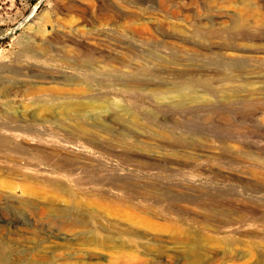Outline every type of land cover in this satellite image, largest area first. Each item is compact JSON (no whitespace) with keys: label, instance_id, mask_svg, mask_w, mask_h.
Returning <instances> with one entry per match:
<instances>
[{"label":"rangeland","instance_id":"obj_1","mask_svg":"<svg viewBox=\"0 0 264 264\" xmlns=\"http://www.w3.org/2000/svg\"><path fill=\"white\" fill-rule=\"evenodd\" d=\"M250 2L261 21L230 44L217 28L244 7L230 0H0V264H194V238L197 264H264L263 234L212 227L264 220V1ZM68 101L81 107L63 116Z\"/></svg>","mask_w":264,"mask_h":264},{"label":"bare ground","instance_id":"obj_2","mask_svg":"<svg viewBox=\"0 0 264 264\" xmlns=\"http://www.w3.org/2000/svg\"><path fill=\"white\" fill-rule=\"evenodd\" d=\"M248 1V0H246ZM264 0H259V2H263ZM230 2L233 4L234 6L238 5L237 3H242L244 4L243 6L244 7H240L238 8V12H239V15L237 18H235L234 20L230 21L229 25H222L219 26V28H217V34H218V37L217 38H220V39H225L227 40V42L231 44L232 40H233V37H232V34L235 33L236 35L238 36H242V33L244 34L245 30H244V24H246V21L248 20V18H252L254 19L253 22L255 23H259V21H261V18L259 16V14L257 13L256 10H254L253 6L251 5V2L249 0V4L250 5H247L245 4V0H230ZM258 2V0H257ZM247 3V2H246ZM241 4V5H242ZM231 6V5H229ZM74 7V6H73ZM72 8V7H71ZM236 8V7H235ZM77 10V8H76ZM236 13V12H234ZM228 15V14H227ZM226 15V16H227ZM236 15V14H234ZM233 17V16H232ZM236 17V16H235ZM234 18V17H233ZM249 22V21H247ZM252 22V21H251ZM248 25V24H247ZM251 25V24H250ZM213 26V25H212ZM260 26V25H258ZM264 27V26H263ZM246 29V28H245ZM249 29V28H248ZM247 29V30H248ZM261 32V30H260ZM234 34V36L236 37V35ZM245 35V34H244ZM259 36V35H258ZM249 38V36H248ZM245 40V39H244ZM220 43V42H219ZM244 44V42H241ZM246 43V42H245ZM236 44V43H235ZM233 45V44H232ZM230 45V46H232ZM227 46V45H226ZM236 46V45H235ZM234 47V46H233ZM238 47V46H237ZM241 47V46H240ZM248 47V46H247ZM236 48V47H235ZM245 48V47H244ZM243 48V49H244ZM235 50V49H233ZM240 51V50H239ZM262 51V50H261ZM229 52V51H228ZM235 52V51H234ZM223 53V52H222ZM238 53V52H237ZM205 54V53H204ZM207 54V53H206ZM225 54H228V53H225ZM209 55V54H208ZM221 55V54H220ZM213 56V55H211ZM230 75H234L233 73L229 74V75H225V78L224 80H227L228 77H230ZM237 76V75H236ZM258 78V77H257ZM256 78V79H257ZM260 79V78H258ZM229 80V79H228ZM186 89V88H185ZM181 90V89H180ZM179 92V91H178ZM186 92V91H185ZM180 93H182L180 91ZM180 95V94H179ZM183 95V93H182ZM62 107V112H63V116L66 115L67 112L71 111V110H76L78 108L81 107V104H79V102H74V101H68V102H65L61 105ZM59 120V119H58ZM47 122V120H41V124H45ZM40 124V123H38ZM54 125H58V126H63V127H68L69 129L71 130H76V131H80L82 132V130L84 129V126H80L81 124L79 123L77 125V123H72L71 125H65L64 126V123L62 121H58L56 123H54ZM6 129H8L7 127H4ZM22 129H25V127H21ZM41 158L43 160H49V158L41 153L40 154ZM263 168V167H262ZM57 169V168H56ZM71 172V171H69ZM69 174V173H68ZM72 174V173H71ZM24 192V191H23ZM32 194V193H31ZM148 194V193H147ZM36 196V195H35ZM53 196V195H52ZM135 200L137 201H144V202H148L150 204H152V206H156V205H162L163 202L159 199V198H156V196L152 195V196H149V195H138L135 197ZM33 203V202H32ZM38 203V202H37ZM40 204V203H38ZM3 205V204H2ZM14 207V205H13ZM19 207V206H18ZM76 207V205H75ZM42 208V207H41ZM46 208L51 212V213H54V214H57V215H65L66 216V213H70L72 214V217H73V222H77L78 224L80 225H87L89 223V221L91 220L90 219V215H88L87 213H82V212H73V211H67L65 212V209H62L61 207H58L54 204H51L48 202V204H46ZM43 211V210H42ZM79 211V210H78ZM85 211V210H84ZM213 211V210H212ZM217 211V210H216ZM44 212V211H43ZM214 213V211H213ZM221 213V212H220ZM243 217V215L241 216ZM61 218V217H60ZM90 219V220H89ZM64 223V222H63ZM213 228H216V229H225V228H228V229H232V228H238V229H242L244 227H247V232L245 235L243 236H247V237H258L259 235L263 234L264 236V220H261L259 217H256V216H252L250 215L249 218L247 220H243L242 218H234V219H230V221H226V222H223V223H220L219 225H215L213 226ZM126 230V229H125ZM127 230H132L130 228H127ZM133 231V230H132ZM238 231V230H237ZM235 232V231H233ZM262 232V233H261ZM236 233V232H235ZM171 239V238H170ZM70 240V239H69ZM74 241V240H73ZM93 241V240H92ZM90 241H85V244L88 245ZM81 243V242H80ZM198 240H196L195 238L192 239L190 242H186L182 247H181V256H182V259H185L187 260L188 262L190 263H194V264H197L200 260H201V253L199 252V249H198ZM262 246V245H261ZM51 250V249H50ZM46 251V250H45ZM67 251V249H66ZM206 251V250H205ZM50 252V251H49ZM180 253V252H179ZM66 254V253H65ZM52 255V254H51ZM62 255V254H61ZM50 256V255H49ZM71 256V255H70ZM178 256V255H177ZM205 257V256H204ZM63 258V257H62ZM68 258V257H67ZM206 259V258H205ZM236 261V260H235ZM71 262V261H70ZM68 262V263H70ZM181 262V261H180ZM98 263V261H97ZM247 263V262H246ZM236 264V263H235Z\"/></svg>","mask_w":264,"mask_h":264}]
</instances>
